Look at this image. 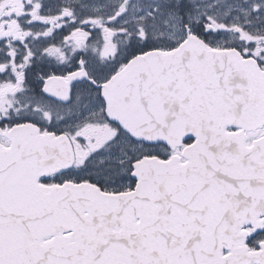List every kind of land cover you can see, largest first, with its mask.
Returning a JSON list of instances; mask_svg holds the SVG:
<instances>
[{
	"label": "snow or ice",
	"instance_id": "obj_1",
	"mask_svg": "<svg viewBox=\"0 0 264 264\" xmlns=\"http://www.w3.org/2000/svg\"><path fill=\"white\" fill-rule=\"evenodd\" d=\"M0 264H264V0H0Z\"/></svg>",
	"mask_w": 264,
	"mask_h": 264
}]
</instances>
